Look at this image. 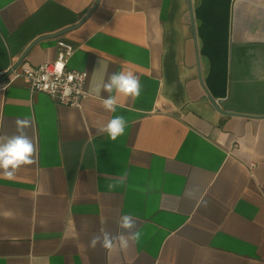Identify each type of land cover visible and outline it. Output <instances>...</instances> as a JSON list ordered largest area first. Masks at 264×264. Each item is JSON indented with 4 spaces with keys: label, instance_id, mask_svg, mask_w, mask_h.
<instances>
[{
    "label": "crops",
    "instance_id": "1",
    "mask_svg": "<svg viewBox=\"0 0 264 264\" xmlns=\"http://www.w3.org/2000/svg\"><path fill=\"white\" fill-rule=\"evenodd\" d=\"M192 11L195 34L189 0H0V71L82 22L16 68L55 60L62 39L88 72L81 107L24 78L0 88V137L27 119L35 146L31 165L0 175V264H264V0ZM118 71L142 88L113 113L97 89ZM117 115L127 126L112 141L98 129ZM125 214L138 241L89 246Z\"/></svg>",
    "mask_w": 264,
    "mask_h": 264
},
{
    "label": "clouds",
    "instance_id": "2",
    "mask_svg": "<svg viewBox=\"0 0 264 264\" xmlns=\"http://www.w3.org/2000/svg\"><path fill=\"white\" fill-rule=\"evenodd\" d=\"M141 84L138 77L132 72L118 71L111 74L101 88L97 91L108 93L107 97H101L102 107L108 112H116L117 96L124 95L133 99L138 98L141 94ZM16 133L13 135H5L0 137V175L6 179H12L17 170L25 165H31L35 146L25 129L29 127L27 119H17ZM127 120L124 116H114L106 125L98 129L100 134H106L109 139L116 141L118 137L125 133ZM123 183V177L118 181ZM115 185L109 184V189ZM117 226L122 230L118 235L113 236L110 232L101 230L100 234L92 236L89 246L96 248L97 246L112 250L119 246L120 249H127L129 242H136L140 239L141 233L136 230L137 221L130 214H125L117 220Z\"/></svg>",
    "mask_w": 264,
    "mask_h": 264
},
{
    "label": "built area",
    "instance_id": "3",
    "mask_svg": "<svg viewBox=\"0 0 264 264\" xmlns=\"http://www.w3.org/2000/svg\"><path fill=\"white\" fill-rule=\"evenodd\" d=\"M77 49L78 47L65 40H58L59 53L55 60L36 67L24 66L21 69L11 65L0 71L1 77L9 78V83L1 82L0 88L14 83L17 78H24L33 92L47 93L63 105L81 107L87 97L88 72L69 67V61Z\"/></svg>",
    "mask_w": 264,
    "mask_h": 264
},
{
    "label": "water",
    "instance_id": "4",
    "mask_svg": "<svg viewBox=\"0 0 264 264\" xmlns=\"http://www.w3.org/2000/svg\"><path fill=\"white\" fill-rule=\"evenodd\" d=\"M98 4H96L92 10L83 18L82 22L95 10L96 6ZM189 9H190V12H191V16H192V26H193V30H194V34H195V25H194V19H193V11H192V0H189ZM82 22H80L79 24L75 25V26H71V27H68V28H65L64 30H61L59 32H56L54 34H47V35H43V36H40L39 38H37L34 42H32V44L28 47V49L25 51V53L21 56L20 60L18 61V63L16 64V67L19 66V64H21L23 62V60L26 58L27 54L29 52H31V50L39 43L41 42L42 40L44 39H48V38H53V37H58L62 34H65L67 32H69L70 30L74 29L75 27L79 26ZM15 67V68H16ZM198 70H199V79L201 81V83L204 85V82H203V76H202V69H201V66H200V63H198ZM206 92H207V95H208V98L210 99L211 103L213 104V106L220 112H223L221 110V104L223 103L222 101H218L216 100L212 95L211 93L207 90L206 88Z\"/></svg>",
    "mask_w": 264,
    "mask_h": 264
}]
</instances>
